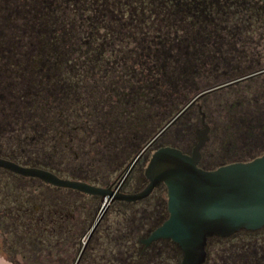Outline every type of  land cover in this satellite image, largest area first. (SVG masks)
<instances>
[{
  "label": "rangeland",
  "instance_id": "obj_1",
  "mask_svg": "<svg viewBox=\"0 0 264 264\" xmlns=\"http://www.w3.org/2000/svg\"><path fill=\"white\" fill-rule=\"evenodd\" d=\"M49 1L0 0V36L7 37L0 45V150L11 153L9 142L16 146L25 131L33 144L45 140L47 154L28 157L25 143L13 156L25 162L43 161L72 174L61 171L63 176H86L95 184L113 183L116 188L133 158L173 119L135 165L123 186L127 192L139 191L148 183L145 169L157 148L175 145L192 151L198 141L196 131L204 127L203 113L210 137L202 149L201 164L216 168L264 153V5L260 7L259 0H246L247 13L254 15L258 9L259 19L246 18L240 11L239 23L235 14L230 15L236 5L227 1V20L235 21L234 26L209 44L197 38L180 41L166 50L167 56L163 52L152 58L144 45L134 48L130 40L115 39L114 50L101 54L80 58L68 50L62 52L66 60L71 56L70 62L62 61L60 55L55 59L44 48L51 46L48 28L72 31L74 24L66 21L69 12L61 16L59 26L44 21L48 35L44 41L40 38L34 16ZM56 117H66L62 124L69 133L55 142L49 138L47 121L59 122ZM33 178L0 167V264H110L106 242L130 211L126 200L111 203L96 227L95 239L89 241L103 197L69 187L56 190ZM39 184L42 187L37 189ZM53 201L68 205L64 211L58 208V217ZM42 203H47L46 208L50 204L52 213L34 209ZM42 214L44 218L38 220ZM51 228L57 231L49 238L44 233L39 241L38 232ZM242 237L259 239L261 234ZM228 245L231 241L213 238L209 264H221L217 260ZM165 248L161 264H175L171 255L178 248Z\"/></svg>",
  "mask_w": 264,
  "mask_h": 264
},
{
  "label": "trees",
  "instance_id": "obj_2",
  "mask_svg": "<svg viewBox=\"0 0 264 264\" xmlns=\"http://www.w3.org/2000/svg\"><path fill=\"white\" fill-rule=\"evenodd\" d=\"M227 1L236 5L234 6V12L230 13L231 16H237L238 19L239 13L242 11L245 15L247 14L248 17L246 18H252L255 15V18L259 19V16L256 17L258 9L254 11V15L247 13V9L250 8L248 5L246 6V0H50L43 4L42 9H39L40 11L35 13L34 20L39 25L42 33L40 38L44 41L43 39L46 38L44 35H48V27L43 28V22L48 21L57 26L58 21L62 18L61 16L69 12V19L66 21L69 26L74 24L73 28L75 29L76 27L77 30L75 31L71 27L70 30L72 31L67 33L66 29L61 30L59 25L57 28H48L51 46L44 47L43 45L45 44H42L45 50L48 47V54L50 52L55 54V59L59 58L56 57L57 55L61 56L62 52L66 50L78 57H84L92 53L96 54L98 53L97 51L101 54V51L110 50L113 47L115 39L119 41L130 40L131 43H134V48L144 45L146 55H150L153 58L158 54L162 55L166 50H171L180 41L190 42L197 38L196 40H207V44H209L210 42H215L217 36H223L224 29L231 28L232 30L235 21L227 20L230 17V15L227 17L230 10L225 9L226 5L230 4ZM257 4L261 7V5H264V0H259ZM47 15L50 16V19ZM238 21L240 20L238 19ZM0 24H3V21ZM62 24L64 26L65 21H62ZM3 37L0 36V45L2 40H7V37L6 39ZM146 39H148L147 43H145ZM8 44L10 43L8 42ZM60 46L62 47L60 48ZM222 50L223 48L220 47L219 51ZM52 53L51 55L53 56ZM178 53L182 52L179 50ZM67 58L66 60L64 57H60L62 61L70 62L71 56L69 55ZM75 59L78 60L79 58ZM136 62L141 64L144 61L138 60ZM146 63L144 62V65ZM245 75L247 73L235 76L242 77ZM1 110L2 108L0 107V112ZM26 114L28 112L25 111ZM7 157L20 163H26L13 155ZM36 165L39 164L36 163ZM200 165L208 168L201 162ZM48 169L54 170L61 175H64L63 173L69 174V172L67 173V171L61 169L51 167ZM15 174L17 175L18 173ZM40 184L54 186L56 190L63 189L61 186L43 182H40ZM40 184L36 186L37 189L42 187ZM52 204L57 209L59 207L62 208V211L68 208L65 201H53ZM126 204L130 208L128 215L123 216L108 235L107 247H105V253L110 255L107 259L108 263L161 264L162 257L165 254L164 251H166L165 247L173 245L178 248L179 252L175 256L171 255V257L175 260V264H179L183 256V250L177 242L165 238L156 240L151 245L146 246L141 241V238L147 237L169 215L167 186L162 183L147 197L136 201H126ZM51 205L48 204L50 207L46 208L47 203H42L38 210L40 209L42 212H44L43 210H49L52 213ZM58 211L60 210H54L57 217L60 214H58ZM41 218H44V214L38 220H41ZM56 229L51 228L48 232H38V240L42 241L44 239V235H46L44 233H48L49 238ZM97 229L89 241L95 239ZM255 232H260L261 237L259 239L242 237ZM213 238L231 241V245L222 249L221 259L217 260H220L221 264H264V227L259 229L242 228L227 236L218 234L210 236L207 246L208 256L204 264L211 263L213 258V250L211 248ZM89 241L88 243L90 244ZM86 248L87 245H85L82 258L85 255ZM214 259L216 260L217 258Z\"/></svg>",
  "mask_w": 264,
  "mask_h": 264
},
{
  "label": "water",
  "instance_id": "obj_3",
  "mask_svg": "<svg viewBox=\"0 0 264 264\" xmlns=\"http://www.w3.org/2000/svg\"><path fill=\"white\" fill-rule=\"evenodd\" d=\"M170 122L133 158L116 188L64 177L51 169L25 165L3 156H0V167L24 176L37 177L55 186L101 195L104 199L102 212L89 236L114 200L136 201L145 198L164 183L167 186L169 215L141 241L149 246L159 239H172L183 250L180 264H204L210 236H227L242 228L264 227V153L250 160L233 161L216 168L202 167V149L210 137V125L203 113L204 127L196 131L198 141L191 152L174 145L157 148L145 169L148 183L139 191H124L123 186L135 165Z\"/></svg>",
  "mask_w": 264,
  "mask_h": 264
},
{
  "label": "flooded vegetation",
  "instance_id": "obj_4",
  "mask_svg": "<svg viewBox=\"0 0 264 264\" xmlns=\"http://www.w3.org/2000/svg\"><path fill=\"white\" fill-rule=\"evenodd\" d=\"M57 119L56 120H58L59 122H54V119H49V121H47L48 123H47V125H48V130H49V133H51L50 135H49V138H50V140H55V142H56V139H62L63 137H64V135L65 134H67V133H69V129L67 128V127H65V125H63L62 124V120L63 119H66V117H56ZM52 120V121H51ZM68 120H69V117H68ZM0 123H3V122H1L0 121ZM56 124V125H55ZM53 125V126H52ZM22 128L20 127V133H22ZM56 136V137H55ZM58 136V137H57ZM61 137V138H60ZM35 141H34V139H33V137L32 138H30L29 137V135H28V133H26L25 131H24V133L21 135V139H20V141H18V143H16V146L15 145H13L12 144V142H9V150L11 151V153L14 151H17V149H21V150H19V151H22V147H23V145L26 143L27 145H29L30 146V143H32V145H31V147H29V146H27L28 148H27V150H25V152H26V154H27V156L29 157V156H33V157H35V156H37L38 154H41V155H46L47 153L45 152V140H40L39 141V143L38 144H33ZM54 145H56V143L54 144ZM66 145H68L69 146V144H66ZM57 146V145H56ZM1 149V148H0ZM40 149V151H38ZM186 152H188V151H186ZM10 152H5V151H2V150H0V156H3V157H6V158H9V157H7V156H11L12 154H11ZM4 155H7V156H4ZM49 157V159H50V157H51V154H50V156H48ZM9 159H12V158H9ZM12 160H14V159H12ZM45 161H47L46 159H44ZM16 161V160H15ZM18 162V161H17ZM20 163V162H19ZM27 163V164H26ZM26 163H22V164H25V165H32V166H41V167H45V168H49L50 167V165L49 164H47L46 162H43V161H41L40 163L39 162H37V161H33V160H29L28 162H26ZM36 163L37 164H39V165H36ZM2 168H5V167H2ZM6 170H9V169H7L6 168ZM9 171H11V172H14V171H12V170H9ZM54 171V170H53ZM56 172V171H55ZM15 173H17V172H15ZM59 174V173H58ZM59 175H61V174H59ZM68 175H71L72 176V174H68ZM61 176H63V175H61ZM74 176V175H73ZM27 177H31V176H27ZM64 177H69V178H76V177H70V176H64ZM76 179H84V180H87V181H89L88 179L89 178H87L86 176H84V177H79V178H76ZM40 182H43V183H47V182H45V181H43V180H41L40 179ZM89 182H91V181H89ZM91 183H93V182H91ZM47 184H49V183H47ZM93 184H95V183H93ZM113 183H109V184H105L106 186H109V185H112ZM52 185V184H51ZM28 208V207H27ZM36 208V207H35ZM38 209V208H37ZM57 212V211H56ZM31 216V215H30ZM33 216V215H32Z\"/></svg>",
  "mask_w": 264,
  "mask_h": 264
}]
</instances>
